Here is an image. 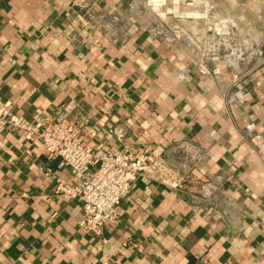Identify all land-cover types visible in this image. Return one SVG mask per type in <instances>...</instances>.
Instances as JSON below:
<instances>
[{
  "label": "crops",
  "instance_id": "0c3cea01",
  "mask_svg": "<svg viewBox=\"0 0 264 264\" xmlns=\"http://www.w3.org/2000/svg\"><path fill=\"white\" fill-rule=\"evenodd\" d=\"M145 2L0 0V105L28 123L85 114L83 145L148 148L197 196L135 181L103 241L53 192L68 170L0 122V264H264V63L250 53L202 75L174 33L197 12L168 0L160 20Z\"/></svg>",
  "mask_w": 264,
  "mask_h": 264
},
{
  "label": "built area",
  "instance_id": "2783aa9c",
  "mask_svg": "<svg viewBox=\"0 0 264 264\" xmlns=\"http://www.w3.org/2000/svg\"><path fill=\"white\" fill-rule=\"evenodd\" d=\"M147 2L160 20H166V16L171 13L170 9L163 8L165 0H155L158 4H152L154 0ZM152 29L158 34L165 30L163 26H154ZM166 30L169 31L168 28ZM174 33L184 38L194 66L202 75L210 73L211 63L229 61L230 54H233V50L229 52L230 48L227 47L224 50L228 51V54L221 56L212 46L205 48L191 36L185 37L182 29ZM175 34L167 36V39L173 40ZM251 54L258 60L263 52L258 48ZM242 56L243 53L240 52L234 58L242 60ZM233 78L237 79L236 72ZM11 105L10 100H5L0 105V122L24 130L27 140L38 141L48 157L57 158L58 166L68 170L69 180H57L53 192L81 203L82 217L79 226L85 232L101 237L104 226L118 222L117 206L127 196L135 181L156 182L178 192L186 191L192 197L197 196L193 187L186 185V178L178 170L160 156L154 155L148 148L134 151L123 149L113 153L93 150L83 145L80 134L88 123L85 114L80 113L73 118H68L66 114L36 115L33 122L28 123L12 112ZM88 133L93 135L94 130L90 129ZM183 155L184 158H194L186 151ZM49 173L50 170H47V174ZM212 189L214 186L202 183L199 184L198 191L203 196L209 195Z\"/></svg>",
  "mask_w": 264,
  "mask_h": 264
},
{
  "label": "rangeland",
  "instance_id": "374dc122",
  "mask_svg": "<svg viewBox=\"0 0 264 264\" xmlns=\"http://www.w3.org/2000/svg\"><path fill=\"white\" fill-rule=\"evenodd\" d=\"M185 2L192 11L197 12L192 20V28L183 30L185 37L191 36L205 48L212 46L221 56L228 54L224 48L229 47V52L233 50L229 57L230 66H235L233 60L236 54L242 52L245 56L258 48L263 54L256 60L264 63V0H185ZM151 3L158 4L155 0ZM174 4L178 3H168V0H165L162 5L170 9L172 14ZM145 5H149L147 0ZM154 22L156 25V19ZM255 63L253 60L252 64Z\"/></svg>",
  "mask_w": 264,
  "mask_h": 264
}]
</instances>
